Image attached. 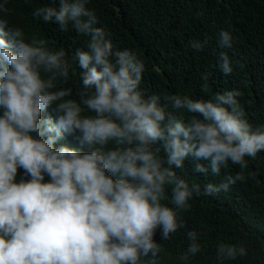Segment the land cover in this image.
<instances>
[{
	"label": "clouds",
	"instance_id": "clouds-1",
	"mask_svg": "<svg viewBox=\"0 0 264 264\" xmlns=\"http://www.w3.org/2000/svg\"><path fill=\"white\" fill-rule=\"evenodd\" d=\"M88 3L59 0L58 7L32 13L62 31L71 23L89 38L75 56L82 70L79 100L67 98L71 89L56 90L57 82L69 80L65 51L42 38L26 39L21 28L0 19V264H140L161 254L157 230L169 240L184 227L181 213L191 208L189 201L201 193L175 168L189 158L205 175L238 166L219 184L204 186V194L214 196L243 182L246 158L264 151V128L245 119L239 91L206 100L165 97L177 115L167 112L161 97L145 98L143 61L129 50L114 51ZM231 39L220 33L222 47H231ZM222 61L230 73L227 56ZM49 108L55 118L44 115ZM67 135L79 147H57ZM20 169L24 177L17 182ZM169 188L172 206L163 203ZM188 239L179 257L184 264L202 251L195 230ZM247 255L245 242L216 245L217 264Z\"/></svg>",
	"mask_w": 264,
	"mask_h": 264
},
{
	"label": "trees",
	"instance_id": "trees-1",
	"mask_svg": "<svg viewBox=\"0 0 264 264\" xmlns=\"http://www.w3.org/2000/svg\"><path fill=\"white\" fill-rule=\"evenodd\" d=\"M45 6L58 7L59 0H7V10H0V19L6 20L9 28H21L26 39L42 38L49 48L65 51L71 65L69 80L57 82L56 90L71 89L67 98L79 100L82 70L75 56L78 49L87 47L89 38L79 34L71 23L67 31H62L57 24L33 16L36 8ZM87 7L95 12L96 26L105 31L114 51L129 50L143 61L139 87L145 98L161 97L167 112L177 115L170 104L164 103L165 97L206 100L236 90L245 119L254 129L264 128V0H89ZM223 31L230 33L231 47L221 46ZM192 41L204 46L197 50L191 46ZM223 56L229 60L230 73L221 68ZM44 115L55 118L51 108ZM190 116L185 112V119ZM60 144L79 147L70 135L57 147ZM154 147L160 149L158 155L167 166L163 147ZM246 159L245 180L214 196L205 195L204 186L219 184L226 175L238 172V166L230 163L218 176L210 171L205 175L193 170L197 161L189 158L182 168H175L177 176L190 186L199 184L201 193L189 201L191 208L181 213L184 227L169 240H161L157 230L154 238L161 254H150L140 264H184L179 257L190 244L188 233L192 230L198 234L202 251L187 264H217L215 252L220 242H245L248 249L247 256L224 264H264V151ZM22 177L20 169L17 182ZM48 179L45 176L46 182ZM167 195L169 200L163 203L172 206L170 188Z\"/></svg>",
	"mask_w": 264,
	"mask_h": 264
}]
</instances>
